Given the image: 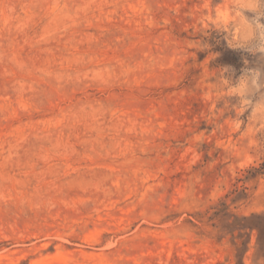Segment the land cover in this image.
Listing matches in <instances>:
<instances>
[{
    "label": "rangeland",
    "instance_id": "rangeland-1",
    "mask_svg": "<svg viewBox=\"0 0 264 264\" xmlns=\"http://www.w3.org/2000/svg\"><path fill=\"white\" fill-rule=\"evenodd\" d=\"M263 163L264 0H0V264H264Z\"/></svg>",
    "mask_w": 264,
    "mask_h": 264
},
{
    "label": "trees",
    "instance_id": "trees-1",
    "mask_svg": "<svg viewBox=\"0 0 264 264\" xmlns=\"http://www.w3.org/2000/svg\"><path fill=\"white\" fill-rule=\"evenodd\" d=\"M255 171L256 174L264 175V163L261 164V167L259 169H255ZM234 225L235 228H237L236 226H240V229H244V230L245 229H249L251 231L257 230L259 233V242L261 244L264 243V215H252L250 217L236 218ZM237 264H244L241 254L238 255Z\"/></svg>",
    "mask_w": 264,
    "mask_h": 264
},
{
    "label": "clouds",
    "instance_id": "clouds-1",
    "mask_svg": "<svg viewBox=\"0 0 264 264\" xmlns=\"http://www.w3.org/2000/svg\"><path fill=\"white\" fill-rule=\"evenodd\" d=\"M243 111H244V109H243V108H241V109H240V112L242 113Z\"/></svg>",
    "mask_w": 264,
    "mask_h": 264
}]
</instances>
